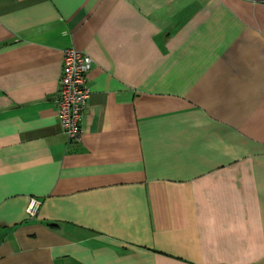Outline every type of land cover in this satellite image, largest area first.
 I'll return each instance as SVG.
<instances>
[{"label":"crops","instance_id":"0c3cea01","mask_svg":"<svg viewBox=\"0 0 264 264\" xmlns=\"http://www.w3.org/2000/svg\"><path fill=\"white\" fill-rule=\"evenodd\" d=\"M0 264H264V2L0 0Z\"/></svg>","mask_w":264,"mask_h":264},{"label":"built area","instance_id":"2783aa9c","mask_svg":"<svg viewBox=\"0 0 264 264\" xmlns=\"http://www.w3.org/2000/svg\"><path fill=\"white\" fill-rule=\"evenodd\" d=\"M92 60L74 49L63 51L62 70L55 98L59 123L69 142H80L83 134V117L90 96L87 74ZM40 202L31 198L26 208L29 217L35 216Z\"/></svg>","mask_w":264,"mask_h":264},{"label":"water","instance_id":"95a60500","mask_svg":"<svg viewBox=\"0 0 264 264\" xmlns=\"http://www.w3.org/2000/svg\"><path fill=\"white\" fill-rule=\"evenodd\" d=\"M254 1H262V2H264V0H254Z\"/></svg>","mask_w":264,"mask_h":264}]
</instances>
